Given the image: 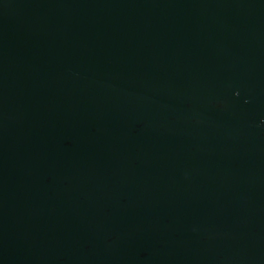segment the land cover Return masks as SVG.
Returning a JSON list of instances; mask_svg holds the SVG:
<instances>
[{"label":"water","instance_id":"obj_1","mask_svg":"<svg viewBox=\"0 0 264 264\" xmlns=\"http://www.w3.org/2000/svg\"><path fill=\"white\" fill-rule=\"evenodd\" d=\"M0 264H264V0H0Z\"/></svg>","mask_w":264,"mask_h":264}]
</instances>
